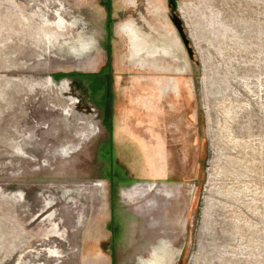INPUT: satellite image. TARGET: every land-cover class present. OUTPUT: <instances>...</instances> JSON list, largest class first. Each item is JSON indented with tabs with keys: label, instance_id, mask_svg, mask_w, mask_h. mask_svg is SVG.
<instances>
[{
	"label": "rangeland",
	"instance_id": "1",
	"mask_svg": "<svg viewBox=\"0 0 264 264\" xmlns=\"http://www.w3.org/2000/svg\"><path fill=\"white\" fill-rule=\"evenodd\" d=\"M0 264H264V0H0Z\"/></svg>",
	"mask_w": 264,
	"mask_h": 264
},
{
	"label": "trees",
	"instance_id": "2",
	"mask_svg": "<svg viewBox=\"0 0 264 264\" xmlns=\"http://www.w3.org/2000/svg\"><path fill=\"white\" fill-rule=\"evenodd\" d=\"M113 170L115 171L116 170V167H113ZM111 174V173H110ZM111 176H112V174H111Z\"/></svg>",
	"mask_w": 264,
	"mask_h": 264
}]
</instances>
